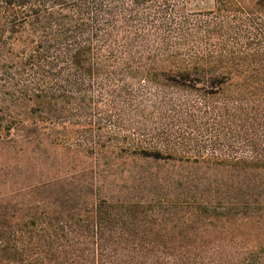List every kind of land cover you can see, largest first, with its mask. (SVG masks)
<instances>
[{
  "label": "trees",
  "instance_id": "trees-1",
  "mask_svg": "<svg viewBox=\"0 0 264 264\" xmlns=\"http://www.w3.org/2000/svg\"><path fill=\"white\" fill-rule=\"evenodd\" d=\"M7 3L0 157L54 176L0 214V264H264V0Z\"/></svg>",
  "mask_w": 264,
  "mask_h": 264
},
{
  "label": "rangeland",
  "instance_id": "rangeland-1",
  "mask_svg": "<svg viewBox=\"0 0 264 264\" xmlns=\"http://www.w3.org/2000/svg\"><path fill=\"white\" fill-rule=\"evenodd\" d=\"M172 2L174 0H171ZM192 2H198L200 3V9H213L216 4V0H189ZM8 0H0V26H4L6 24H9V21L11 19V15L9 13L10 6L7 3ZM19 14H22L23 12L28 11V7L25 9L17 7ZM195 9V8H190ZM12 14V13H11ZM5 28V26H4ZM6 30V29H5ZM10 33L8 30H6V35L8 36ZM37 147V146H36ZM50 147V146H49ZM34 150V146H32ZM52 150V148L50 147ZM61 153H56V157L63 158L64 152L60 151ZM51 156L49 159L52 161L54 160L55 155L53 151H51ZM12 153L7 154L6 156L0 157V214H3V212H7V216H9L8 222L11 226H15L16 223H19L20 220L24 221L25 213L28 207H30V203L32 202V197L30 196V193L27 189L30 190L31 187L36 186L38 180H42L43 178H52L54 175L46 174L45 172L38 171L37 174L29 171V168L31 169V165L35 162L33 159H40L38 157H35V154H33L30 150H27V152L23 155H18L21 157V163L14 164L13 161H11ZM2 161L4 163H7L8 168H5L2 166ZM53 162V161H52ZM123 164H120V172L129 170L130 172H133L134 176L136 172H159L161 174H167L170 171L173 170L167 169V168H154L142 165L140 163H134L133 161H129ZM61 170H59V173H69L70 172V166L66 164H62ZM56 170V169H55ZM54 170V171H55ZM53 172V171H52ZM131 174V173H130ZM133 180V179H132ZM59 186H55L51 193H44L43 203H45L47 206H51L55 208L59 203L61 202L59 199ZM65 190H68V188L65 187L63 192ZM118 193H124V194H130L133 198H138V200H141L140 198H145L148 195L149 189L145 190L143 186L138 185L135 183V185H128L127 188L120 189L117 188ZM59 192V193H58ZM151 194H154L156 196L159 194L156 191H152ZM155 198V197H154ZM143 200V199H142ZM178 203V202H174ZM183 203V202H180ZM216 205H224L225 207L230 206L232 202H215ZM22 249H26L25 246H19Z\"/></svg>",
  "mask_w": 264,
  "mask_h": 264
}]
</instances>
